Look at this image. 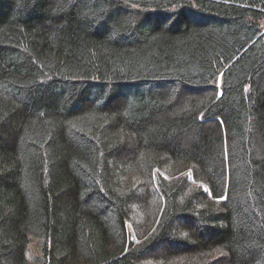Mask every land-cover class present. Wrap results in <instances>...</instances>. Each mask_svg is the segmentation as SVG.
Here are the masks:
<instances>
[{"label":"trees","instance_id":"trees-1","mask_svg":"<svg viewBox=\"0 0 264 264\" xmlns=\"http://www.w3.org/2000/svg\"><path fill=\"white\" fill-rule=\"evenodd\" d=\"M263 27L264 0H0V264H264Z\"/></svg>","mask_w":264,"mask_h":264},{"label":"snow or ice","instance_id":"snow-or-ice-1","mask_svg":"<svg viewBox=\"0 0 264 264\" xmlns=\"http://www.w3.org/2000/svg\"><path fill=\"white\" fill-rule=\"evenodd\" d=\"M245 91H247V88L245 89ZM205 191H207V189H205ZM221 199H224V197H221Z\"/></svg>","mask_w":264,"mask_h":264},{"label":"rangeland","instance_id":"rangeland-1","mask_svg":"<svg viewBox=\"0 0 264 264\" xmlns=\"http://www.w3.org/2000/svg\"><path fill=\"white\" fill-rule=\"evenodd\" d=\"M128 227L130 228V226L128 225ZM131 229V228H130Z\"/></svg>","mask_w":264,"mask_h":264}]
</instances>
